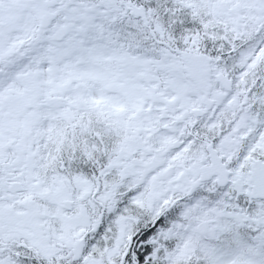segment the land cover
Segmentation results:
<instances>
[{
	"label": "snow or ice",
	"instance_id": "6c2138e0",
	"mask_svg": "<svg viewBox=\"0 0 264 264\" xmlns=\"http://www.w3.org/2000/svg\"><path fill=\"white\" fill-rule=\"evenodd\" d=\"M0 264H264V0H0Z\"/></svg>",
	"mask_w": 264,
	"mask_h": 264
}]
</instances>
